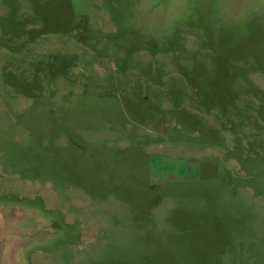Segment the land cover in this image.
I'll list each match as a JSON object with an SVG mask.
<instances>
[{
    "label": "rangeland",
    "instance_id": "374dc122",
    "mask_svg": "<svg viewBox=\"0 0 264 264\" xmlns=\"http://www.w3.org/2000/svg\"><path fill=\"white\" fill-rule=\"evenodd\" d=\"M0 239L264 264V0H0Z\"/></svg>",
    "mask_w": 264,
    "mask_h": 264
},
{
    "label": "water",
    "instance_id": "95a60500",
    "mask_svg": "<svg viewBox=\"0 0 264 264\" xmlns=\"http://www.w3.org/2000/svg\"><path fill=\"white\" fill-rule=\"evenodd\" d=\"M2 224V223H1ZM14 248L9 247L7 248V245L4 244V241L0 239V264H13V253Z\"/></svg>",
    "mask_w": 264,
    "mask_h": 264
}]
</instances>
